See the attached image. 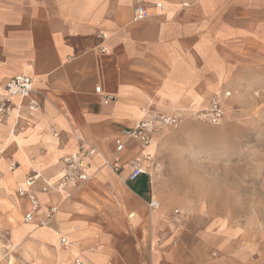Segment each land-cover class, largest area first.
<instances>
[{"label":"crops","instance_id":"crops-1","mask_svg":"<svg viewBox=\"0 0 264 264\" xmlns=\"http://www.w3.org/2000/svg\"><path fill=\"white\" fill-rule=\"evenodd\" d=\"M183 1L144 0L149 18L133 22L136 0H0V96L16 74L32 77L40 93L37 112L22 110L13 129L15 120L0 123V222L9 234L0 238V264H68L75 256L84 264H264V233L203 217L176 219L173 212L184 210L174 209L153 179L126 181V164L110 175L99 170V158L90 161L89 181L67 199L43 194L37 184L39 215L29 225L22 220L28 201L16 187L30 167L56 175L75 135L109 155L119 130L143 110L190 113L223 90L203 15ZM102 96L113 100L103 104ZM155 144L145 150L129 141L123 161L156 151ZM105 178L121 182L116 203L83 208ZM49 205H59V213L40 226ZM60 236L75 246L58 247Z\"/></svg>","mask_w":264,"mask_h":264},{"label":"rangeland","instance_id":"rangeland-1","mask_svg":"<svg viewBox=\"0 0 264 264\" xmlns=\"http://www.w3.org/2000/svg\"><path fill=\"white\" fill-rule=\"evenodd\" d=\"M183 2L189 4L186 9L201 11L210 51L221 60L218 83L230 96L218 126L190 118L187 110L174 111L187 119L153 140L152 153L168 166L163 164L154 185L164 189L174 209L184 210L178 219L203 217L264 233V0ZM98 181L104 189H93L92 199L83 203L90 206L83 208L116 203L119 179ZM64 207L61 212L72 214ZM8 235L0 222V238Z\"/></svg>","mask_w":264,"mask_h":264},{"label":"built area","instance_id":"built-area-1","mask_svg":"<svg viewBox=\"0 0 264 264\" xmlns=\"http://www.w3.org/2000/svg\"><path fill=\"white\" fill-rule=\"evenodd\" d=\"M184 8L188 3H183ZM155 8L160 12L165 11L163 3H155ZM149 18V13L143 0H137L132 9V21L142 22ZM102 37H105L101 34ZM105 47H101V52H106ZM95 92L101 94L100 88L96 87ZM40 93L37 92L35 82L32 77L24 74H16L5 84L4 93L0 96V123L5 120L18 116L22 110L28 113H35L40 108ZM230 93L224 90H214L211 92L207 107L194 109L189 113V117L205 122L209 125L218 126L221 124L224 113V102ZM112 97L102 96V103L107 104L112 101ZM187 119L182 112L158 113L143 110V115L135 121L132 126L119 130L113 140L114 149L109 155H104L101 151L85 141L78 135L74 136L76 145L74 151L61 158V167L56 175L43 176L40 171L30 167L20 185L16 187V195L24 197L28 201V210L24 213L23 223L29 225L34 222L39 215L40 204L33 189L39 184L40 192L43 194H59L64 199L69 198L73 191L89 181L91 177V160L101 158L102 167L106 168L115 175H119L124 164L127 165L129 172L126 181H134L141 176L153 179L162 172V165L153 153L148 151L141 152L139 157L124 162L122 153L129 141L136 142L141 148L148 149L154 137L162 131L179 126ZM18 121L15 119L12 129ZM52 137L57 138V133L53 130ZM2 142L0 140V146ZM17 168L15 163L8 166V171L13 172ZM1 174V173H0ZM59 211V205H49L41 211L42 219L40 226H45L54 218ZM173 217L178 219V211L173 212ZM58 247H74L75 243L66 237L60 236L57 242ZM68 264H84L82 260L75 256Z\"/></svg>","mask_w":264,"mask_h":264},{"label":"bare ground","instance_id":"bare-ground-1","mask_svg":"<svg viewBox=\"0 0 264 264\" xmlns=\"http://www.w3.org/2000/svg\"><path fill=\"white\" fill-rule=\"evenodd\" d=\"M17 118V116H14L10 119V122L14 121Z\"/></svg>","mask_w":264,"mask_h":264}]
</instances>
